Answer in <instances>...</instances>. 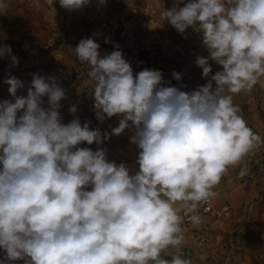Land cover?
<instances>
[{
	"label": "clouds",
	"instance_id": "clouds-1",
	"mask_svg": "<svg viewBox=\"0 0 264 264\" xmlns=\"http://www.w3.org/2000/svg\"><path fill=\"white\" fill-rule=\"evenodd\" d=\"M58 2L72 12L91 0ZM8 7L0 0V15ZM159 18L180 34L201 35L208 55L195 64L206 84L183 91L161 70L134 73L119 45L103 56L93 38L68 46L89 66L97 121L119 118L110 133L82 124L75 104L62 122L66 91L54 76L32 73L26 96L17 94L21 79L3 81L13 99L0 101V264H192L162 253L183 245L185 217L201 224L198 209L229 168L247 175L246 157L264 144L233 103L264 77V0H173ZM4 57L19 63L10 45L0 46ZM210 62L221 70L212 74ZM172 77L179 82L182 73ZM126 129L139 149L134 174L100 147Z\"/></svg>",
	"mask_w": 264,
	"mask_h": 264
},
{
	"label": "rangeland",
	"instance_id": "rangeland-1",
	"mask_svg": "<svg viewBox=\"0 0 264 264\" xmlns=\"http://www.w3.org/2000/svg\"><path fill=\"white\" fill-rule=\"evenodd\" d=\"M173 0H107L100 6L98 0L78 11L63 9L58 0L52 7L47 0H9L6 15H0V46L10 45L12 54L19 63L10 66V57L0 58V101L13 99L9 85L3 81L8 75L24 82L25 88L18 95L26 96L32 73L54 76L66 91L61 101L62 122L73 118L68 109L75 104L77 115L83 124L91 121L90 127L104 132L119 124L118 117L99 123L93 109L94 84L88 77L89 66L78 61L73 51L79 41L93 38L100 45L101 56L115 50L119 45L126 60L145 57L150 69L182 73L185 91H191L207 80L190 65L186 57L173 48V43L191 45L198 56L208 52L201 43V35L193 29L180 34L170 24L160 20V12L170 8ZM110 38L109 43L105 42ZM213 72L221 70L210 62ZM45 106L47 98L45 97ZM233 103L240 108V115L248 126L264 138V77H261L250 94L233 95ZM133 131L126 129L120 136H111L100 147L108 149L109 161L124 162L133 174L138 171L136 159L139 149L130 143ZM264 145V144H262ZM96 150L97 145H80ZM258 155L254 151L245 162L255 165ZM238 167H230L215 187L216 204L227 203L229 216L206 221L200 226L182 225L185 242L180 248H169L162 253L166 259L179 254L190 259L192 264H264V191L261 179H243L238 176ZM177 212L183 207L175 205ZM2 256V253H0ZM13 264H23L22 261Z\"/></svg>",
	"mask_w": 264,
	"mask_h": 264
},
{
	"label": "built area",
	"instance_id": "built-area-1",
	"mask_svg": "<svg viewBox=\"0 0 264 264\" xmlns=\"http://www.w3.org/2000/svg\"><path fill=\"white\" fill-rule=\"evenodd\" d=\"M173 48L175 51H177L178 53L186 57V59L188 60L192 68L202 77V69L197 67L195 64V59L198 56L196 54L195 49L191 45L182 44L179 42L173 43ZM129 62L131 63L134 73H138L139 71L145 68L150 69V62L145 57H135L129 60ZM212 74H214V72H212ZM163 78L166 81H170L172 86H176L178 88H180L181 85H185V77L183 74H182V80L179 82L173 79L172 73L168 71L163 72ZM181 90L185 91V87L181 88ZM93 106H94V100H93ZM255 152L258 155L255 161V165L253 164L249 165L246 163L248 167L247 175L241 176L239 174L241 171L240 166L238 167L237 174L239 177L243 179H253L256 176H259V178L261 179L263 191H264V145H261L259 148H257ZM185 211L186 209L182 207L181 210L179 211V214L183 215ZM198 213L202 218V223L199 225H194V226H200L204 224L206 221H209L212 219L227 217L231 213V208L229 204L227 203L216 204L212 198L209 202L200 205L198 209ZM184 224L193 225L191 222L187 220V217H185Z\"/></svg>",
	"mask_w": 264,
	"mask_h": 264
}]
</instances>
